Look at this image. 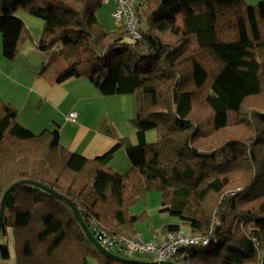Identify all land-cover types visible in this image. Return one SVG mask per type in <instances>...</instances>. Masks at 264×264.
Here are the masks:
<instances>
[{
  "label": "trees",
  "instance_id": "16d2710c",
  "mask_svg": "<svg viewBox=\"0 0 264 264\" xmlns=\"http://www.w3.org/2000/svg\"><path fill=\"white\" fill-rule=\"evenodd\" d=\"M109 1L0 0L2 57L15 61L20 44L32 41L16 12L39 19L36 50L64 48L56 82L83 79L103 97L134 95L138 141L126 147L131 166L119 174L110 167L118 144L93 159L69 152L57 124L36 134L0 97V207L10 191L0 257L9 259L11 236L15 264H133L90 244L57 194L97 242L113 240L114 249L99 244L112 256L124 252L122 238L186 230L208 244L182 248L174 264H264V100L253 103L264 99V1L137 0L138 38L113 16L116 30L100 25L97 12ZM244 126L250 136L225 133ZM151 130L157 138L148 144ZM150 191L175 223L146 241L136 230L146 213L128 209Z\"/></svg>",
  "mask_w": 264,
  "mask_h": 264
},
{
  "label": "crops",
  "instance_id": "0c3cea01",
  "mask_svg": "<svg viewBox=\"0 0 264 264\" xmlns=\"http://www.w3.org/2000/svg\"><path fill=\"white\" fill-rule=\"evenodd\" d=\"M108 4H111L110 7L113 12L115 1H109ZM31 43L33 49L30 48V50L32 52L24 56L22 67L18 68L20 73L5 76V80H11V84L16 91L10 84L4 81H1L2 84H0V97L17 109L18 123L33 132L36 128H42V130L51 129L54 124H57L60 131V143L63 148L69 152L80 154L87 159L102 156L118 144L119 148L113 153L110 160V167L119 173L120 171L114 168L113 163L116 161L117 156H122V167L129 171L130 162L125 150L126 147L134 146L138 143L135 129L130 123V120L135 115V104L134 106L132 105V111L127 112L122 101H120V97H103L89 82L83 79L70 78L61 83L56 82L57 69H55L49 58L48 63L49 65L51 64L52 69L50 70L49 67L41 69L40 65L43 64V58L42 55L36 53L38 51L35 48V34L32 35ZM35 53L38 61H35L34 68H29V61L33 60ZM39 68L41 70L37 72ZM41 72L42 74H39ZM2 75L5 74L3 73ZM5 94H9L12 99L5 97ZM70 97L75 102L71 101L69 103L68 111L62 110L59 112L53 110L49 118H42V124H30L28 121L34 123L35 120L30 118L27 121L26 116L22 120H19L20 115L26 113L29 109L27 106L30 102H32L29 104L30 108L36 104L37 107H42L46 104L55 109L65 104ZM101 98H104L103 102ZM93 101L99 103V108L95 106L94 112H91L89 121H86L82 113L86 111V108L93 105ZM70 112L77 114L76 123L72 124L71 132L67 129L68 126L65 127L64 125V123H67L65 118L67 117L66 113L69 114ZM61 118L63 121V118H65V121L62 123L63 128H61L58 121ZM129 126H132L133 130L130 133L124 134L122 129H128ZM152 232L157 231L153 230ZM150 239L151 236L147 240Z\"/></svg>",
  "mask_w": 264,
  "mask_h": 264
},
{
  "label": "rangeland",
  "instance_id": "374dc122",
  "mask_svg": "<svg viewBox=\"0 0 264 264\" xmlns=\"http://www.w3.org/2000/svg\"><path fill=\"white\" fill-rule=\"evenodd\" d=\"M112 1V0H111ZM264 0H244V2L247 4V6H255L260 2H263ZM111 4H102L101 8L98 10L97 12V19L100 23V25L103 26L104 30L106 31H114L117 29V22L115 23V21L112 19L111 17V13H112V9L110 7ZM16 16L19 17L22 22L25 25V30L31 35L35 34V42L38 41L40 34H41V30H42V23L39 19L34 18L29 16L28 14H26L24 11H18L16 12ZM31 32H29V31ZM31 35V36H32ZM32 41H24L22 44H20V50L19 53L17 55V58L15 61H7L2 57L1 54V40H0V84L1 81H4L8 84H10V86L16 91V89L13 87V85L11 84V80L7 81L5 80V76H9L12 74H17L20 73L19 71V67H22L23 62L24 61V56L27 54H30L32 51L30 50L33 49L32 46ZM62 52H64V48L59 44L57 46L54 47L53 51L49 54H44L41 52H36L37 54L42 55L43 58V64H41V69L43 68H50V70L52 69L51 64L49 65L48 60L50 59V62L53 63L55 69H57L56 73L60 70H62L66 64L64 62L65 58L62 57ZM36 53L34 55L33 60L29 61V68H34V63L38 58L36 56ZM29 58V57H28ZM49 58V59H48ZM40 68L38 69L37 72H39L41 70ZM29 70V69H28ZM5 75H2V74ZM10 89V87H9ZM8 89V90H9ZM5 97H8L10 99H12L9 94H5ZM120 97V101H122L123 106L125 108V111H132V105L134 106V95H123V96H118ZM104 98H101V101L103 102ZM263 97L257 99L256 101H254V105L257 106V108L261 107V105L263 104ZM75 102V100L70 97L67 102L63 105H61V107L59 108H53L50 105H44L42 107H37L36 105L32 106L31 108L29 107V104H31L32 102H30L28 104V110L26 111V113H23L20 115L19 120H22V118L24 116H26L27 121L28 119H34L35 122L32 123L30 121H28V123L30 124H42L41 120L42 118L46 117L49 118L51 113L53 112V110H57L59 112H61L62 110H67L68 111V105L69 103ZM98 101V100H97ZM97 101H93V105L86 108V111H84L82 113L83 117L85 118L86 121H89L90 117H91V112H94V107L96 106L97 108H99V103H97ZM68 115V113H66ZM66 115V116H67ZM77 115V114H76ZM66 118V117H65ZM65 118L64 121H65ZM60 123L61 128L62 127V123L64 122L61 118V120H58ZM39 122V123H38ZM66 122L68 123H64L65 127H67L68 130H70L71 132V127L72 124L70 122H68L66 120ZM258 124V122H257ZM132 126H129V128H124L122 129V132L124 134L130 133L131 130H133V128H131ZM42 128H36L34 130V132L36 134H39L41 132ZM73 130V129H72ZM247 130V126H244L243 128L241 127H231L228 128V130H226V135H240L244 133V131ZM244 134H247L250 136V130L246 131ZM146 143L151 144V143H155L156 142V132L154 130L148 131L146 134ZM219 135H216L215 138L219 139ZM222 137V136H221ZM243 138L244 135L242 136ZM209 139H206L204 141V143L208 142ZM119 155V154H118ZM124 159V158H123ZM114 164V168L117 171H120V174L125 173V171H127V169H123L122 167V156H117L116 161L113 163ZM131 166V165H130ZM241 181L236 182V184L238 185ZM161 208V197L160 194L158 192L155 191H150L147 193V195L145 196L144 199L136 202L134 205H132L129 209H128V214L130 216H139L140 214H142L143 212L146 213L147 218H144L143 220H140L137 225H136V230L137 233L144 239L147 241V239L149 238V236L151 235L153 230H160V228H162L163 225H165L166 223H175V219H171L168 220V217L165 216L164 214H161L160 211ZM8 248H9V252H10V257L7 260H2V258L0 257V264H15V257H14V253H13V244H12V237L10 236V239L8 240ZM112 254H114L115 256L122 258L124 260H134L137 262H143V263H151L152 261L149 258H145L143 256L140 255H136L133 254L132 256H129L130 254H126L125 252L123 253H118L117 251H113L111 250ZM88 264H94V261L92 259L88 260Z\"/></svg>",
  "mask_w": 264,
  "mask_h": 264
},
{
  "label": "built area",
  "instance_id": "2783aa9c",
  "mask_svg": "<svg viewBox=\"0 0 264 264\" xmlns=\"http://www.w3.org/2000/svg\"><path fill=\"white\" fill-rule=\"evenodd\" d=\"M106 3L108 0H102ZM117 8L112 14L114 19L118 22H124V26L135 38H138L136 32L135 19V3L137 0H115ZM77 115L75 112H70L66 120L71 124H75ZM98 243L107 249H114L115 244L113 240L107 239L103 236L98 237ZM120 245L124 246L126 254L138 253L152 262H170L172 258L182 249L187 247H194L197 245H207L208 239L200 236H191L186 230H180L176 233L167 234L164 237H158L155 240L144 242L141 239L122 238ZM120 250V249H119Z\"/></svg>",
  "mask_w": 264,
  "mask_h": 264
},
{
  "label": "water",
  "instance_id": "95a60500",
  "mask_svg": "<svg viewBox=\"0 0 264 264\" xmlns=\"http://www.w3.org/2000/svg\"><path fill=\"white\" fill-rule=\"evenodd\" d=\"M9 194H10V191H7V193L5 194V196H4V198L2 199V202H1V207H0V230H1V227H2V224H3L4 209H5L6 201H7V198L9 196ZM53 196L56 199L65 202L68 205V207L71 208V210L73 211L75 217L77 218L78 222L80 223V225H81V227H82L87 239L89 240L90 244H92L96 249H98L100 252H102L105 256H109V257L114 258L115 260L120 261V262H129V263H133V264H145L143 262H137V261H132V260H124L122 258H118V257L112 256L107 250L103 249L99 245V243L95 240V238L92 236V234L88 231V229L86 228V226L84 225V223L80 219L78 213L74 209V206L67 199H65L64 197H62L60 195L53 194ZM146 264H174V263H172V262H161V263L151 262V263H146Z\"/></svg>",
  "mask_w": 264,
  "mask_h": 264
}]
</instances>
